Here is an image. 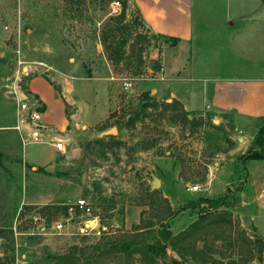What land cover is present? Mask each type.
<instances>
[{"label": "rangeland", "instance_id": "1", "mask_svg": "<svg viewBox=\"0 0 264 264\" xmlns=\"http://www.w3.org/2000/svg\"><path fill=\"white\" fill-rule=\"evenodd\" d=\"M123 2L0 0V258L13 251L15 264H46L47 256L77 245L82 264H140L139 254L93 259L91 246L149 243L161 224L175 235L205 210L181 247L195 256L166 247L165 261L264 264V170L242 159L260 121L233 113H214V121L211 111L170 105L174 73L164 80L161 74L173 67L177 44L151 34ZM24 68L28 77L43 76L65 103L69 124L59 135L51 131L67 147L51 165L25 161L16 129L14 91ZM224 196L218 210L191 205ZM79 198L91 204L99 231L76 234L77 214L63 231L54 229ZM221 216L227 221H212Z\"/></svg>", "mask_w": 264, "mask_h": 264}, {"label": "crops", "instance_id": "2", "mask_svg": "<svg viewBox=\"0 0 264 264\" xmlns=\"http://www.w3.org/2000/svg\"><path fill=\"white\" fill-rule=\"evenodd\" d=\"M123 1L137 11L151 34L178 39L179 54L173 67L163 66L161 77L174 73L172 97L183 109L211 111L214 121H220L214 113L244 119L264 116V0ZM185 46L190 47L187 54ZM185 59L189 63L183 66ZM24 84L44 108L42 122L57 135L66 130L65 103L54 86L41 75L28 77ZM54 132L24 146L28 164L51 165L58 152ZM248 164L264 170V160Z\"/></svg>", "mask_w": 264, "mask_h": 264}, {"label": "trees", "instance_id": "3", "mask_svg": "<svg viewBox=\"0 0 264 264\" xmlns=\"http://www.w3.org/2000/svg\"><path fill=\"white\" fill-rule=\"evenodd\" d=\"M123 5L124 6L126 5L125 1L123 2ZM161 37L164 38L165 42L169 43V45L171 46L176 45L178 42V39L173 37H165V36H161ZM27 78H23L22 83H24V81ZM169 104L170 105L175 104L176 106L178 105L182 108V105L174 99H172ZM149 106H152V104L147 103V105L144 106V110H146ZM42 109H44L43 106ZM185 118L188 120L187 113L185 114ZM136 120H138V115L131 118L129 121L131 123H134ZM257 120L260 121V125L255 133V136L252 140V144L249 150L242 157L244 162L264 160V116L258 117ZM191 205L192 208H198L202 205H205L207 208L211 210H218L220 207L225 205V196L218 197L215 199L199 198ZM15 211L16 209L13 210L12 216L15 214ZM200 212L204 214L200 215L199 219L193 221L183 231L175 235L171 233L170 229L166 225L161 224V229L157 230L152 235V239L149 243L146 242L144 244H140L135 240V238H127V239L112 240L111 242L105 243L102 246H99L97 244L92 245L91 248L93 249V253H92L93 259L102 256L112 255V254L116 255V254L125 253L126 257L131 256L133 254H139L140 264H178V261L176 259H171L169 262L165 261L164 258L166 257V247H170L179 257L190 256V255L195 256L192 253L187 254L186 252L182 251L181 247L185 246L184 245L185 239L189 237L190 233L200 224L199 221L204 219L206 214L205 210H202ZM212 221H215L217 223H222V222H226L227 220L224 218V216H221V217H215V219H213ZM10 224L11 221L10 223L3 225L4 226L3 228L10 227L11 226ZM261 248L262 247L260 246V250ZM84 255L85 252L83 251V249L77 245H74L64 253H60V254L55 253L47 256L48 259L46 260V264L48 263L49 264H82L84 262ZM201 259L203 260V256L201 257ZM0 264H15L13 251L11 256L4 254V256L0 258ZM203 264H207V261L203 260Z\"/></svg>", "mask_w": 264, "mask_h": 264}, {"label": "built area", "instance_id": "4", "mask_svg": "<svg viewBox=\"0 0 264 264\" xmlns=\"http://www.w3.org/2000/svg\"><path fill=\"white\" fill-rule=\"evenodd\" d=\"M112 6L119 8L118 1L112 2ZM21 71L22 78H27L30 72L27 70ZM22 78L19 79L22 82ZM162 78V77H161ZM25 94L26 99L22 100L19 93ZM17 107H18V124L16 129L22 134L24 144L41 142L51 129L42 122V105L37 101L23 83L21 87H16L14 91ZM54 148L58 152H65L67 140L60 137H55L52 141ZM198 186H190L189 190L196 191ZM78 215V228L76 234H88L99 231L100 223L97 215L94 214L91 204L84 198L77 199L72 205L67 207L66 218L62 221L55 222L53 228L58 231H63L64 225L71 222L73 215ZM73 219V218H72Z\"/></svg>", "mask_w": 264, "mask_h": 264}, {"label": "water", "instance_id": "5", "mask_svg": "<svg viewBox=\"0 0 264 264\" xmlns=\"http://www.w3.org/2000/svg\"><path fill=\"white\" fill-rule=\"evenodd\" d=\"M24 70H26V68H24ZM19 97H20V99H22V100H25L26 99V96H25V94L24 93H22V92H20L19 93ZM108 134H115L116 133V130L115 129H111L110 131H108L107 132ZM84 182V176H82L81 177V183H83ZM159 187V182L157 181V180H155L154 182H153V184H152V188L153 189H156V188H158Z\"/></svg>", "mask_w": 264, "mask_h": 264}]
</instances>
